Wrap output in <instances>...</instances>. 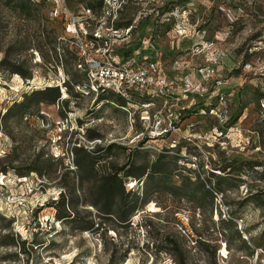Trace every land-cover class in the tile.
<instances>
[{"label": "rangeland", "instance_id": "obj_1", "mask_svg": "<svg viewBox=\"0 0 264 264\" xmlns=\"http://www.w3.org/2000/svg\"><path fill=\"white\" fill-rule=\"evenodd\" d=\"M104 55L179 100L97 96ZM0 174V264H264V0H0Z\"/></svg>", "mask_w": 264, "mask_h": 264}, {"label": "built area", "instance_id": "obj_2", "mask_svg": "<svg viewBox=\"0 0 264 264\" xmlns=\"http://www.w3.org/2000/svg\"><path fill=\"white\" fill-rule=\"evenodd\" d=\"M72 32H77L76 20L73 21ZM77 67L86 75V87L97 96L112 94L127 105L137 104L135 100L144 99L141 112L147 113V108L156 100H159L162 106L179 100V96L173 91L172 82L167 79L159 63L154 61L129 65L105 55L103 57L87 56L83 61H79ZM123 108L125 109V105ZM159 114L160 111H156L154 116L157 117ZM140 117L141 120H147L149 116L141 115ZM171 123L172 120L169 121V125ZM5 178L6 175L0 174V212L6 204L3 202L4 196L1 192L6 185ZM10 203L13 204L12 201Z\"/></svg>", "mask_w": 264, "mask_h": 264}, {"label": "crops", "instance_id": "obj_3", "mask_svg": "<svg viewBox=\"0 0 264 264\" xmlns=\"http://www.w3.org/2000/svg\"><path fill=\"white\" fill-rule=\"evenodd\" d=\"M163 69V68H162ZM164 71V70H163ZM165 73V72H164Z\"/></svg>", "mask_w": 264, "mask_h": 264}, {"label": "bare ground", "instance_id": "obj_4", "mask_svg": "<svg viewBox=\"0 0 264 264\" xmlns=\"http://www.w3.org/2000/svg\"><path fill=\"white\" fill-rule=\"evenodd\" d=\"M64 97V96H63ZM115 105V104H114Z\"/></svg>", "mask_w": 264, "mask_h": 264}, {"label": "trees", "instance_id": "obj_5", "mask_svg": "<svg viewBox=\"0 0 264 264\" xmlns=\"http://www.w3.org/2000/svg\"><path fill=\"white\" fill-rule=\"evenodd\" d=\"M107 213V212H106Z\"/></svg>", "mask_w": 264, "mask_h": 264}]
</instances>
